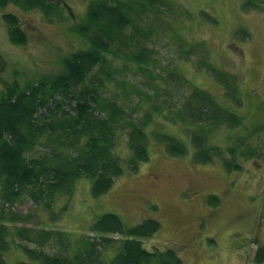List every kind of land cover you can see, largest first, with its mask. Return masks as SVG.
Masks as SVG:
<instances>
[{"label": "trees", "instance_id": "1", "mask_svg": "<svg viewBox=\"0 0 264 264\" xmlns=\"http://www.w3.org/2000/svg\"><path fill=\"white\" fill-rule=\"evenodd\" d=\"M262 3L242 0V7L257 10ZM9 4L50 16L61 12L53 0H0V7ZM184 15L187 8L172 0H89L72 27L88 46L65 55L53 77L23 89L14 82L2 91L0 264H9L5 254L13 244L36 264H183L175 248L144 247L141 238L161 227L155 218L127 226L118 214L108 212L93 223L91 234L74 237L55 228L16 226L31 217L13 206L28 198L51 208L58 197L71 196L82 177L91 180L94 196L108 192L125 164L136 172L150 159V134L164 142L171 155L188 154L187 144L165 131L172 124L188 131L195 162L222 158L229 169L240 167L234 148L223 149L212 136L224 126H239L243 118L190 82L178 65L186 60L206 69L225 97L237 104L240 77L213 63L204 41L192 42L181 34L178 19ZM3 18L10 41L26 45L21 18L13 12ZM238 32L244 39L250 37L244 28ZM164 45H175L174 57H163ZM121 134L127 138V158L116 152ZM209 200L220 202L216 195ZM254 258L264 262V244L257 246Z\"/></svg>", "mask_w": 264, "mask_h": 264}, {"label": "rangeland", "instance_id": "2", "mask_svg": "<svg viewBox=\"0 0 264 264\" xmlns=\"http://www.w3.org/2000/svg\"><path fill=\"white\" fill-rule=\"evenodd\" d=\"M53 1L61 6L59 16L15 4L0 7V96L14 82L23 89L53 77L65 55L88 46L72 27L84 15L89 0ZM172 1L187 8V15L178 19L181 34L192 42L204 41L210 60L240 77L241 103L237 104L225 97L206 69L199 70L186 60L178 65L190 82L212 92L243 118L239 126H224L212 136V142L223 149L234 148L240 167L229 169L222 158L195 162L188 131L178 124L167 125L165 131L183 140L188 154L171 155L166 144L150 134V159L136 172L125 164L124 173L108 192L94 196L91 180L82 177L73 194L58 197L51 208L24 198L13 210L31 218L16 226L55 228L77 237L91 234L93 223L108 212L118 214L127 226L155 218L161 227L141 238L146 249L175 248L183 264H264L254 258L257 246L264 244V3L263 8L245 11L242 0ZM6 12L21 18L26 45L10 41L3 18ZM242 28L250 33L248 39L239 34ZM160 51L166 58L176 54L175 45L161 46ZM129 77L142 79L139 74ZM116 152L122 158L129 155L123 134ZM211 195L220 202L210 201ZM5 258L9 264H36L15 244Z\"/></svg>", "mask_w": 264, "mask_h": 264}]
</instances>
